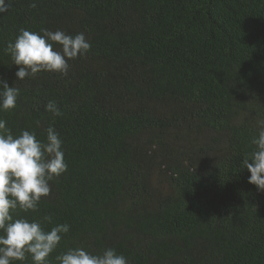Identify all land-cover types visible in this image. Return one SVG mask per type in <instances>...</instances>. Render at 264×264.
Wrapping results in <instances>:
<instances>
[{"label": "trees", "instance_id": "trees-1", "mask_svg": "<svg viewBox=\"0 0 264 264\" xmlns=\"http://www.w3.org/2000/svg\"><path fill=\"white\" fill-rule=\"evenodd\" d=\"M21 28L84 33L91 50L67 76L18 80L4 49ZM0 80L20 89L0 112L14 136L52 126L63 140L68 170L38 211L15 213L70 225L51 264L76 247L129 264H264V191L243 166L264 122V0H11Z\"/></svg>", "mask_w": 264, "mask_h": 264}, {"label": "clouds", "instance_id": "clouds-1", "mask_svg": "<svg viewBox=\"0 0 264 264\" xmlns=\"http://www.w3.org/2000/svg\"><path fill=\"white\" fill-rule=\"evenodd\" d=\"M11 0H0V13L8 11ZM35 2L30 7L35 8ZM91 43L84 33L69 35L62 30L41 29L32 32L21 28L15 42L4 49L19 66L18 80L35 78L41 71L67 76L70 60L87 55ZM20 89L0 80V112L15 109ZM53 117L62 113L54 100L45 105ZM39 126V121L36 122ZM46 140L36 132L24 130L14 136L7 121L0 119V264L24 262L31 257L32 264H51L49 257L60 246L62 235L70 225L59 224L45 230L42 222L27 217L15 218L20 210L36 212L43 198L51 194V182L68 170L63 140L54 127L46 130ZM252 144L255 150L245 157L243 166L251 175L249 183L264 191V122ZM51 222L52 217L44 218ZM59 264H129L128 259L114 248L93 254L82 247L69 248L55 257Z\"/></svg>", "mask_w": 264, "mask_h": 264}]
</instances>
